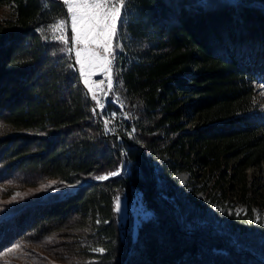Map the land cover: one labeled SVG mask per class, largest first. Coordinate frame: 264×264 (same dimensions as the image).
I'll list each match as a JSON object with an SVG mask.
<instances>
[{
  "label": "trees",
  "instance_id": "trees-1",
  "mask_svg": "<svg viewBox=\"0 0 264 264\" xmlns=\"http://www.w3.org/2000/svg\"><path fill=\"white\" fill-rule=\"evenodd\" d=\"M0 4L10 9L0 19V119L23 132L0 150V158L7 151L14 158L4 170L81 182L62 200H34L2 217L0 250L82 212L100 222L106 253L80 264H264V228L251 207L237 216L215 206L237 187L250 203L253 185L243 170L264 163L255 97L256 84H264V0H127L119 68L100 109L115 114L103 118L108 137L52 39L53 26L66 19L62 4ZM195 117L202 125L187 128ZM42 132L49 134L35 135ZM201 168L212 175L209 189L180 185L178 172L195 184ZM125 194H138L149 212L135 236L123 232L115 207Z\"/></svg>",
  "mask_w": 264,
  "mask_h": 264
},
{
  "label": "rangeland",
  "instance_id": "rangeland-1",
  "mask_svg": "<svg viewBox=\"0 0 264 264\" xmlns=\"http://www.w3.org/2000/svg\"><path fill=\"white\" fill-rule=\"evenodd\" d=\"M9 16V7L0 4V19H6ZM54 33L56 35L59 34L56 31ZM68 33L71 40L72 34L70 31ZM118 39L120 47H115L116 41L114 40L113 42L115 48L114 59L109 57V59H112L110 71V74H112L110 75L111 88L114 86V72L112 73V71L116 67L119 68V53L123 50V44L119 36ZM91 47L93 50L99 51L101 56L105 55L102 50L95 49V46ZM85 70L90 72V75L87 77V85L94 95L98 96L101 90L99 77L105 72L99 65H94L91 69L86 65ZM260 85L256 84L257 91L255 97L258 98L260 105L259 112L264 116V88H261ZM103 102L100 105H104L106 100ZM202 123V120L199 118H191L188 120L187 128L197 127V125H202ZM22 133H17V131L13 130L0 119V150L9 144L11 137ZM48 134L42 132L35 135L47 136ZM7 152L0 158V219L14 213L34 200H62L75 192L76 188L81 185V182H74V184L64 183V181L50 178L40 171L28 168L14 167L5 172L4 169L14 161L11 152ZM231 163H234V161ZM197 173V180L200 182L195 184L188 172H178L176 176L179 179L180 185L192 187H203L205 185L206 189H209L208 187L211 185L210 179L212 178L211 173L203 168L198 169ZM243 173L248 176L250 184L253 185V198L250 203L248 199H243L238 195L239 187H237L234 191L230 192L229 197L227 195L224 202L221 199L216 201L215 206L222 207L221 204L224 203V211L235 214H245L249 210V207H251L254 224L258 223L255 222L257 215L264 222V163L260 166L248 167L243 170ZM52 182L55 183L53 184ZM226 183H228V180H226ZM216 192L219 194V191L213 190V194ZM205 193L206 191L204 193L200 191L199 196L204 197ZM119 199L121 202L119 214L121 216V224L124 226L123 232L129 233V229H132L131 232L135 236L138 224L144 217H148L149 212L146 210L138 194L130 197L127 194L121 195ZM130 219L133 222L131 223L132 226H128ZM99 223L98 220L93 221L92 217H87L82 212H73L62 222L53 225V228H50V232L43 233L41 228L35 227L25 233L24 237L16 239L0 250V264H80L81 262H95L98 260L96 255L106 253V249L102 246V242L97 236V226H99ZM262 226L264 228V223H262ZM97 249H104L105 251L101 253L95 251ZM256 258L260 259L259 257Z\"/></svg>",
  "mask_w": 264,
  "mask_h": 264
},
{
  "label": "snow or ice",
  "instance_id": "snow-or-ice-1",
  "mask_svg": "<svg viewBox=\"0 0 264 264\" xmlns=\"http://www.w3.org/2000/svg\"><path fill=\"white\" fill-rule=\"evenodd\" d=\"M62 2L66 6V19H61L53 26V31L59 32V34L54 35L52 39L59 41L63 45L60 51L80 66L76 71L80 74L84 83L87 84V77L90 72L85 70L86 65L89 69L94 65H99L105 73L111 71L115 51L113 42L116 41L115 47H120L118 32L127 0H62ZM69 31L72 34L70 41L67 35ZM91 46L102 50L105 55L101 56L100 52L93 50ZM109 57H112V59H109ZM260 87L264 88V84H261ZM92 99L99 105L100 109H103L104 105H100V98L93 95ZM92 111L94 115L101 117L106 128L108 120L103 118L107 116L110 120L115 117L113 113L98 111L95 106ZM117 174V172L110 173L112 176ZM107 178L106 176L97 177L100 180ZM115 207L116 211L121 210L119 197L116 199ZM236 215L239 216V213H236ZM255 222L264 223L260 220L259 215L256 216ZM95 251L103 253L105 250L97 249Z\"/></svg>",
  "mask_w": 264,
  "mask_h": 264
},
{
  "label": "water",
  "instance_id": "water-1",
  "mask_svg": "<svg viewBox=\"0 0 264 264\" xmlns=\"http://www.w3.org/2000/svg\"><path fill=\"white\" fill-rule=\"evenodd\" d=\"M52 1H55L57 3H61L62 6L64 7V9L66 10V6L63 4L62 0H52ZM71 33V32H70ZM74 66L75 68L77 69L79 67L78 64H76L73 60L70 61ZM78 73V72H77ZM78 76H79V80L81 81V84L83 85V87H85V89L87 90L88 92V95H89V98L91 100V102L93 103V106L97 107L98 111H100V107L99 105L96 104V102L92 99V93H91V90L90 88L88 87L87 84L84 83L83 79L80 77V74L78 73ZM99 117V115H98ZM99 125L102 127V132H103V136L104 137H108V135L105 133V126L103 125L102 121L99 119ZM169 209L171 210V208L169 207ZM227 245V243H225Z\"/></svg>",
  "mask_w": 264,
  "mask_h": 264
},
{
  "label": "built area",
  "instance_id": "built-area-1",
  "mask_svg": "<svg viewBox=\"0 0 264 264\" xmlns=\"http://www.w3.org/2000/svg\"><path fill=\"white\" fill-rule=\"evenodd\" d=\"M110 72L108 73H104V74H101V77L100 78V82L102 81L101 83V86H100V92L98 94V98H100V103H104L103 101L106 100L109 95V85H110Z\"/></svg>",
  "mask_w": 264,
  "mask_h": 264
},
{
  "label": "bare ground",
  "instance_id": "bare-ground-1",
  "mask_svg": "<svg viewBox=\"0 0 264 264\" xmlns=\"http://www.w3.org/2000/svg\"><path fill=\"white\" fill-rule=\"evenodd\" d=\"M111 89H112V88L110 87V88H109V92L111 91Z\"/></svg>",
  "mask_w": 264,
  "mask_h": 264
}]
</instances>
